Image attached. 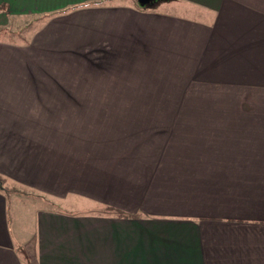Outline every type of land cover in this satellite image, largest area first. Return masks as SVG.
Returning a JSON list of instances; mask_svg holds the SVG:
<instances>
[{
    "label": "crops",
    "instance_id": "obj_1",
    "mask_svg": "<svg viewBox=\"0 0 264 264\" xmlns=\"http://www.w3.org/2000/svg\"><path fill=\"white\" fill-rule=\"evenodd\" d=\"M136 1L0 0V264H264V0Z\"/></svg>",
    "mask_w": 264,
    "mask_h": 264
},
{
    "label": "rangeland",
    "instance_id": "obj_2",
    "mask_svg": "<svg viewBox=\"0 0 264 264\" xmlns=\"http://www.w3.org/2000/svg\"><path fill=\"white\" fill-rule=\"evenodd\" d=\"M155 7L158 6V2L154 4ZM200 13V11L198 12ZM40 17V15H33V14H27L24 16H19L13 19H10L9 23H7L5 26H3L5 30L9 31V32H15L16 35H6V37L9 38H13V40H15L16 42H22L21 39L18 38V35L20 34V37L23 36V34L27 33L26 35H28L29 33H31L32 31V27L35 26L34 22ZM198 17H201L200 14H198ZM33 32V31H32ZM22 34V36H21ZM25 35V37H26ZM6 184V189L8 191L10 190H14L16 189V191L19 192H24L25 194H28V191L26 189L22 190L18 189L16 185L14 184ZM57 204L54 201H48L46 198H37L36 196H34L32 194V196H28L25 198L20 197L19 195H15L9 192V213L11 215V226L14 229L15 225H19L21 227V229L27 233L28 230V223L26 222L28 219V214L32 209H41V207H46V208H51L53 205ZM52 205V206H51ZM70 205L72 206V208L77 209H81L84 208L86 203L84 201L81 200H76V201H72L70 202ZM58 207H63V208H69L66 205L63 206L62 203L59 204ZM95 208L97 209L98 206H95ZM16 214V216H15ZM18 226V227H19ZM16 246L21 247L24 243H15ZM22 248V247H21Z\"/></svg>",
    "mask_w": 264,
    "mask_h": 264
},
{
    "label": "trees",
    "instance_id": "obj_3",
    "mask_svg": "<svg viewBox=\"0 0 264 264\" xmlns=\"http://www.w3.org/2000/svg\"><path fill=\"white\" fill-rule=\"evenodd\" d=\"M159 0H153L151 3H149V4H142V3H139L138 1H136V5L139 7V8H143V7H146V5H150V4H153V3H156V2H158ZM45 18H48V16L47 15H41L35 22H34V24H35V26H33L31 29H32V31L34 30V28L40 23V22H42ZM4 28V27H3ZM3 28H0V34L1 35H4V34H6V35H8V36H12V35H16V33L15 32H9V31H7V30H5V29H3ZM31 31V32H32ZM27 33H25V34H23V36H22V34H21V36L22 37H20V34L18 35V38L19 39H21L22 40V42H26L27 41V35H26ZM25 35H26V37H25ZM17 36V35H16ZM10 39H13V38H10Z\"/></svg>",
    "mask_w": 264,
    "mask_h": 264
},
{
    "label": "water",
    "instance_id": "obj_4",
    "mask_svg": "<svg viewBox=\"0 0 264 264\" xmlns=\"http://www.w3.org/2000/svg\"><path fill=\"white\" fill-rule=\"evenodd\" d=\"M139 3H142V4H149L151 3L153 0H137Z\"/></svg>",
    "mask_w": 264,
    "mask_h": 264
}]
</instances>
